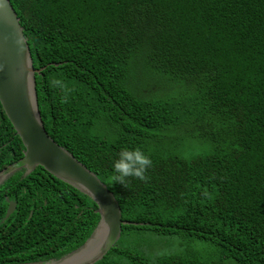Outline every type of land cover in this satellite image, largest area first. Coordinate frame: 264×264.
<instances>
[{"label": "trees", "instance_id": "16d2710c", "mask_svg": "<svg viewBox=\"0 0 264 264\" xmlns=\"http://www.w3.org/2000/svg\"><path fill=\"white\" fill-rule=\"evenodd\" d=\"M10 2L40 69L46 130L136 223L94 264H264V0ZM124 147L151 155L147 181L113 184ZM23 150L0 103V171ZM23 171L0 185V264L59 258L100 218L42 166ZM7 198L16 208L4 219ZM168 237L193 248L148 245Z\"/></svg>", "mask_w": 264, "mask_h": 264}, {"label": "water", "instance_id": "95a60500", "mask_svg": "<svg viewBox=\"0 0 264 264\" xmlns=\"http://www.w3.org/2000/svg\"><path fill=\"white\" fill-rule=\"evenodd\" d=\"M32 55L20 19L10 0H0V103L20 137L23 156L0 171V185L18 171L28 175L42 166L55 177L89 196L97 205L99 220L88 238L57 259L15 264H94L116 245L122 225L121 208L106 184L56 142L45 128L39 110ZM8 201L4 219L16 208ZM31 215V213H30Z\"/></svg>", "mask_w": 264, "mask_h": 264}, {"label": "clouds", "instance_id": "9594fccd", "mask_svg": "<svg viewBox=\"0 0 264 264\" xmlns=\"http://www.w3.org/2000/svg\"><path fill=\"white\" fill-rule=\"evenodd\" d=\"M53 85L59 87L64 92L63 99L67 101L69 94L73 90L70 89L60 78L54 79ZM152 165L153 160L151 155L148 154L142 147H124L119 151L116 158L112 162L113 174L111 176V181L113 184H120L122 186H127L129 178H138L142 181H147L149 179L147 172Z\"/></svg>", "mask_w": 264, "mask_h": 264}, {"label": "rangeland", "instance_id": "374dc122", "mask_svg": "<svg viewBox=\"0 0 264 264\" xmlns=\"http://www.w3.org/2000/svg\"><path fill=\"white\" fill-rule=\"evenodd\" d=\"M181 133H183V132H181ZM134 232H136V231L134 230ZM125 238L128 239V240H132V239L150 240L151 239V235L145 233L144 235L139 237L137 234H134L132 236H128V237H125ZM177 240H178L177 238H174V237L169 238L168 237V238L163 239V242L161 240H158V239L154 240V241H149L148 245L150 244L149 245L150 248L151 247H159V250H161V251L163 250L164 252L167 251V252H172V253L173 252H178V251H185L186 250V246L190 250H191V248H193L191 246H188L187 244L185 246V244H183V243H181V242H179ZM118 242H119L120 245H125L124 244L125 243V239L117 241V243ZM200 244H201L200 242H196L194 246L196 248H198V247L201 246ZM180 245H182V246H180ZM199 251L201 252V255H203L205 257L211 258L213 256L212 249H208L207 247H202V249L199 250Z\"/></svg>", "mask_w": 264, "mask_h": 264}, {"label": "flooded vegetation", "instance_id": "af4514ba", "mask_svg": "<svg viewBox=\"0 0 264 264\" xmlns=\"http://www.w3.org/2000/svg\"><path fill=\"white\" fill-rule=\"evenodd\" d=\"M23 174H24V171H23ZM50 259H57V258H50ZM37 261V260H36ZM35 262V261H34ZM13 264H15V263H13Z\"/></svg>", "mask_w": 264, "mask_h": 264}]
</instances>
